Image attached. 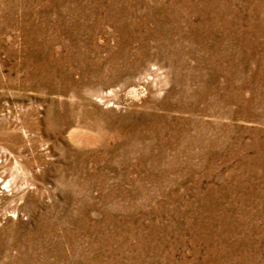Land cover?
<instances>
[{"label":"rangeland","instance_id":"obj_1","mask_svg":"<svg viewBox=\"0 0 264 264\" xmlns=\"http://www.w3.org/2000/svg\"><path fill=\"white\" fill-rule=\"evenodd\" d=\"M0 264H264V0H0Z\"/></svg>","mask_w":264,"mask_h":264}]
</instances>
